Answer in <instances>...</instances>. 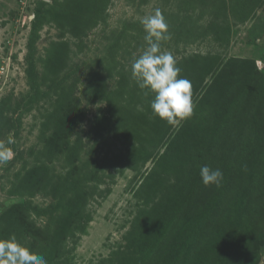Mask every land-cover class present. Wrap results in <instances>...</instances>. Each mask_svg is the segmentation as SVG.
<instances>
[{
	"label": "rangeland",
	"instance_id": "1",
	"mask_svg": "<svg viewBox=\"0 0 264 264\" xmlns=\"http://www.w3.org/2000/svg\"><path fill=\"white\" fill-rule=\"evenodd\" d=\"M156 8L175 127L131 75ZM0 142V239L48 264H264V0H0Z\"/></svg>",
	"mask_w": 264,
	"mask_h": 264
},
{
	"label": "clouds",
	"instance_id": "2",
	"mask_svg": "<svg viewBox=\"0 0 264 264\" xmlns=\"http://www.w3.org/2000/svg\"><path fill=\"white\" fill-rule=\"evenodd\" d=\"M146 33L147 47L131 64V75L145 95L153 93L150 107L154 115L177 126L193 114L191 83L181 77V68L173 54L162 50V43L171 39L165 16L159 8L141 18ZM13 141L8 139L7 144ZM13 155L12 149L0 142V164L6 163ZM200 177L204 186H222L224 174L219 168L203 165ZM0 264H48L47 259L17 239L12 234L0 239Z\"/></svg>",
	"mask_w": 264,
	"mask_h": 264
}]
</instances>
